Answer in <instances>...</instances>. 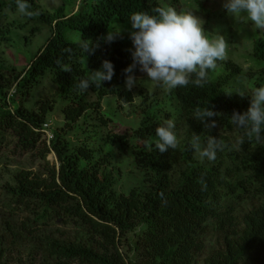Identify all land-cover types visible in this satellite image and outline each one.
Masks as SVG:
<instances>
[{
    "label": "trees",
    "instance_id": "trees-1",
    "mask_svg": "<svg viewBox=\"0 0 264 264\" xmlns=\"http://www.w3.org/2000/svg\"><path fill=\"white\" fill-rule=\"evenodd\" d=\"M197 1L206 12V29L213 18L225 17L226 11L219 12L215 4ZM25 2L32 15L9 19L7 11L17 10L16 0H0V20L5 22L0 24V42L12 41L13 34H21L29 23L28 34L21 37L25 43L45 28L50 33L19 75L11 76V69L0 62V91L13 86L15 90L9 97L14 109H0V150L12 134L16 139L12 153L38 151L46 160L51 151L58 166L46 160L43 170L19 169L2 185L0 264H19L23 245L40 254L44 264H198L201 260L203 264H264V130L258 142L255 134L249 138L230 119L233 111H247L250 90L264 85V31L257 30L252 37V52L260 64L247 72L250 85L243 83V70L236 62L217 61L203 86L190 83L168 92L175 110L142 108L140 122L130 133L112 129L105 134L108 143L126 145L135 140L132 154L145 171L143 186L125 193L118 192L106 174L107 160L99 159L103 143L88 138L73 143L60 129L48 142L43 138L44 124L62 101V128L71 129L82 117L95 113L102 126L108 125L112 119L89 95L117 94L119 104L133 101L132 91L125 87L124 69L133 63L134 47L123 49L115 40L107 42L105 32L112 25L127 28L133 12L154 14L158 6L180 11V0H81L72 12L68 7L76 0H62L52 9L40 0ZM83 40H93L92 52L83 50ZM104 60L113 64L112 80L80 90L79 82L102 67ZM139 72L137 65L133 73ZM46 77L56 84L58 96L36 101L37 109L31 110L27 99ZM198 107L220 113L208 120H216L217 127L205 128L194 119ZM164 119L175 122L178 146L160 153L155 148V129ZM193 133L200 135L202 147L208 136L224 142L214 161L199 158L191 145ZM55 220L72 222L84 236L73 242L57 236L51 225ZM122 246L132 256H126Z\"/></svg>",
    "mask_w": 264,
    "mask_h": 264
},
{
    "label": "rangeland",
    "instance_id": "rangeland-1",
    "mask_svg": "<svg viewBox=\"0 0 264 264\" xmlns=\"http://www.w3.org/2000/svg\"><path fill=\"white\" fill-rule=\"evenodd\" d=\"M81 0H76V5L68 7V11L72 12L78 9V5ZM200 2H207L208 4H215L218 7L219 12L226 11L223 8V0H199ZM40 3L48 9L57 7L62 3V0H40ZM181 8H189L196 15L201 17L203 22V27L205 28V23L207 21V16L205 10L200 6L197 0H180ZM180 8V9H181ZM8 18H20L22 19L21 13L17 10H8ZM213 18L212 25L205 28V34L209 37L214 35H223L227 42V55L224 60L231 59L241 66L243 70L242 80L246 85H250L249 77H247V72L252 67H257V59L254 57L253 49V34L256 33L258 29H254L251 21L246 18L235 17L225 13V17ZM3 20V19H2ZM1 21V20H0ZM1 21L0 24H4ZM121 24V23H120ZM0 25V26H1ZM31 23L26 27L22 28L21 34H13L12 41L3 40L0 42V62H4L6 66L11 69V76L19 75L24 72L30 65L31 56L35 54L40 46L44 44L48 35L50 33L49 28H45L38 32L36 35L31 36L29 43H25V38L22 37L28 34ZM115 25V24H114ZM231 28L229 34L224 35L227 29ZM219 29H217V28ZM127 33H124L125 31ZM130 30V25L126 27H118L113 25L110 26L105 32V37L108 32L120 33L115 39L118 46L123 49L129 47H134L132 40L129 38L128 31ZM74 40L81 41L79 35L73 36ZM93 40H89V44H92ZM86 59V57L84 58ZM221 67V65H219ZM102 67L98 68L100 70ZM255 69V68H253ZM90 74V73H89ZM137 78L136 86L131 90L133 93V101L129 103L121 102L116 95H108L104 98H99L96 93H90L89 99L93 101H99L101 109L100 111L112 119L109 121L108 125L102 126L99 120V115L97 113L92 114L90 118L82 117L71 129L62 128L63 115L61 113L62 101L58 102L55 109L51 111L47 116L46 124L51 133L55 129H60V131L73 143H77L80 139L88 138L93 143H103V150L101 152V158L105 159L106 162V174L111 176V179L115 182V188L118 192L128 193L132 188H141L143 186L142 178L145 171L138 167L135 163L132 151L135 144V140H129V144H115L108 143L105 141V134L114 130L117 133H123L125 130L132 131L134 126L139 124L140 119L138 112L140 109L149 107L153 108L154 111L159 112V106L166 109L175 110V105L171 103V99L168 97V92L163 91L161 88L153 84L152 81L148 80V76L144 72L133 73ZM6 90L0 91V109H14V106L10 103L9 97L15 91L14 86ZM57 86L52 83L48 77L42 82V84L34 90L31 96L27 99L28 107L31 110H36V101L40 99L52 100L57 97ZM157 104V105H156ZM169 105V106H168ZM100 124V125H99ZM115 125V126H114ZM45 127V126H44ZM48 130V132L50 133ZM12 135V134H11ZM9 136L3 147L0 150V192L2 191V185L9 181L13 175L19 169H30L34 171L43 170L46 165V160L50 162V165H57L58 161L54 152H49L47 154L46 160H43L38 156V151L34 153H12L14 147L16 146V139L13 136ZM43 138L47 140V135L44 132ZM1 199V194H0ZM3 206L0 200V209ZM53 228L55 229V234L61 238L67 239L69 242L77 240V238H82L84 232L81 228L72 222L69 223H57L56 220L51 222ZM209 238L214 242V233H211ZM29 245H23L22 247V259L19 264H44L42 256L37 254L36 251H31ZM121 251L126 256H132L130 250L122 246ZM36 253L35 257H32V253ZM37 257V258H36ZM78 264V263H75ZM198 264H203V261H199Z\"/></svg>",
    "mask_w": 264,
    "mask_h": 264
},
{
    "label": "clouds",
    "instance_id": "clouds-1",
    "mask_svg": "<svg viewBox=\"0 0 264 264\" xmlns=\"http://www.w3.org/2000/svg\"><path fill=\"white\" fill-rule=\"evenodd\" d=\"M17 11L31 16L29 5L25 0H16ZM223 8L227 14L246 18L251 21L254 29L264 31V0H223ZM150 14L147 11H137L130 15L129 38L134 45L132 52L133 63L124 69L126 74L125 87L131 91L137 84L133 70L140 66V71L148 76V80L165 92L177 87H186L190 83L203 86L206 82L208 70L217 67V61H222L227 55V42L223 35L209 37L201 17L189 8L177 11L174 7L158 6ZM120 33L108 32L105 40L114 41ZM81 47L86 53L94 49L92 44L83 40ZM114 76L113 64L104 60L100 70L91 71L87 78L82 79L77 87L88 90L91 85L99 87L104 81H111ZM245 96L244 93H239ZM251 102L247 111L241 113L233 111L231 122L238 128L244 129L246 135L260 142L261 132L264 130V85L250 90ZM220 113L209 108H197L194 119L204 124L205 128L217 127L216 120L208 122L209 118ZM175 122L164 119L155 129V148L160 153L175 149L178 139L174 131ZM48 141V140H47ZM240 143L243 141L240 140ZM192 148L203 160L216 159L217 150H223L224 142L216 137L208 136L206 144L202 147L200 135L192 134ZM163 199V193H160Z\"/></svg>",
    "mask_w": 264,
    "mask_h": 264
},
{
    "label": "built area",
    "instance_id": "built-area-1",
    "mask_svg": "<svg viewBox=\"0 0 264 264\" xmlns=\"http://www.w3.org/2000/svg\"><path fill=\"white\" fill-rule=\"evenodd\" d=\"M44 132L46 133V135H47V140H48V142H50V140L52 139V137H53V133H51V131H50V129L48 128V124H44ZM48 130L50 131V133L48 132Z\"/></svg>",
    "mask_w": 264,
    "mask_h": 264
}]
</instances>
